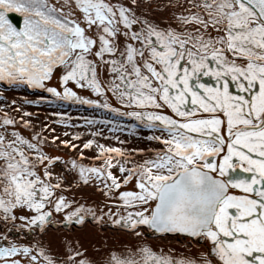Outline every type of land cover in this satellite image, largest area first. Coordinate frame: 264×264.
I'll list each match as a JSON object with an SVG mask.
<instances>
[{
	"label": "snow or ice",
	"instance_id": "1",
	"mask_svg": "<svg viewBox=\"0 0 264 264\" xmlns=\"http://www.w3.org/2000/svg\"><path fill=\"white\" fill-rule=\"evenodd\" d=\"M0 264H264V0H0Z\"/></svg>",
	"mask_w": 264,
	"mask_h": 264
},
{
	"label": "bare ground",
	"instance_id": "2",
	"mask_svg": "<svg viewBox=\"0 0 264 264\" xmlns=\"http://www.w3.org/2000/svg\"><path fill=\"white\" fill-rule=\"evenodd\" d=\"M18 19V18H16ZM6 95H8L11 99H16L18 101V103H22L21 98L22 97H27V98H33V93L31 92V90L28 89H11L8 90V92L6 93ZM24 107L27 108V110L29 111H33L39 114L40 119L36 120L35 122L37 124H39L42 120L45 119L46 114L50 113V112H54V111H63L66 114H69L73 117L78 116V115H89V111L88 110H84L82 113L78 108H73L71 106H68L64 109H55V108H50L44 105H40L39 107H33V106H28L25 105ZM55 117H51L50 119H54ZM82 122V121H81ZM61 130L62 129H58ZM71 131V130H70ZM132 140L134 141L135 138H132ZM134 146H140L143 147V144L140 145H136L134 142L129 144V147H134ZM50 151H56L55 148L50 149ZM66 150L60 151V155H65ZM68 155H71L70 153H68ZM111 236V234H109ZM123 238V237H122ZM108 243L111 245L113 244V241L111 239H109ZM157 243H163V244H167V242H157ZM175 250H176V254L179 255V253L184 252L185 254H188V250L184 247H182V245L180 243H173L171 245ZM193 252H195V249L193 248Z\"/></svg>",
	"mask_w": 264,
	"mask_h": 264
}]
</instances>
